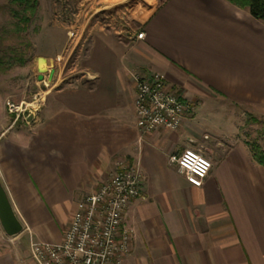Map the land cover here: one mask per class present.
I'll use <instances>...</instances> for the list:
<instances>
[{
	"label": "crops",
	"instance_id": "0c3cea01",
	"mask_svg": "<svg viewBox=\"0 0 264 264\" xmlns=\"http://www.w3.org/2000/svg\"><path fill=\"white\" fill-rule=\"evenodd\" d=\"M150 1L145 37L93 35L82 75L50 90L31 126L12 120L0 80V180L24 227L9 236L0 221V264H36L31 238L60 242L120 161L144 172L124 264H264V165L234 127L202 122L235 117L234 105L264 117V22L230 0ZM154 71L192 108L179 129L143 134L136 74ZM193 147L213 163L201 187L170 160Z\"/></svg>",
	"mask_w": 264,
	"mask_h": 264
},
{
	"label": "rangeland",
	"instance_id": "374dc122",
	"mask_svg": "<svg viewBox=\"0 0 264 264\" xmlns=\"http://www.w3.org/2000/svg\"><path fill=\"white\" fill-rule=\"evenodd\" d=\"M151 10L150 0H38L30 21L24 22L22 8L14 0H0V80L10 93L8 99L22 108L29 103L38 109L50 90L82 75V59L93 35L109 30L137 35ZM39 57L45 58L42 72ZM234 109L235 117L215 115L202 122L224 130L234 127L236 139L263 146L264 117L255 120L244 107ZM18 121L26 125L22 115ZM193 148L208 155L202 147Z\"/></svg>",
	"mask_w": 264,
	"mask_h": 264
},
{
	"label": "built area",
	"instance_id": "2783aa9c",
	"mask_svg": "<svg viewBox=\"0 0 264 264\" xmlns=\"http://www.w3.org/2000/svg\"><path fill=\"white\" fill-rule=\"evenodd\" d=\"M136 37L143 39L145 32ZM134 111L141 133L159 128L177 130L192 105L167 80L165 73L136 74ZM38 107L40 106L38 102ZM15 104L6 100L15 122L25 117L26 125L34 123L37 109L29 103ZM32 108V109H30ZM31 117V118H30ZM192 185L201 187L212 168L211 158L200 149L185 148L180 155L170 157ZM144 172L139 162L120 161L109 178L95 191L77 203L70 225L60 242L31 238L29 255L36 264H124L131 252L134 232L126 224L130 203L143 196Z\"/></svg>",
	"mask_w": 264,
	"mask_h": 264
},
{
	"label": "trees",
	"instance_id": "16d2710c",
	"mask_svg": "<svg viewBox=\"0 0 264 264\" xmlns=\"http://www.w3.org/2000/svg\"><path fill=\"white\" fill-rule=\"evenodd\" d=\"M232 3L240 7H249L251 14L264 22V0H230ZM23 11L24 22H29L31 15H33L37 9L38 0H14ZM264 128V125H262ZM262 138L264 140V129H262ZM253 157L256 161L264 165V144L261 146L257 142L248 143Z\"/></svg>",
	"mask_w": 264,
	"mask_h": 264
},
{
	"label": "water",
	"instance_id": "95a60500",
	"mask_svg": "<svg viewBox=\"0 0 264 264\" xmlns=\"http://www.w3.org/2000/svg\"><path fill=\"white\" fill-rule=\"evenodd\" d=\"M45 58L39 57L38 70L44 71ZM39 79H43V75H39ZM0 221L1 224L9 236H15L20 234L24 227L18 216L16 215L13 205L6 188L0 180Z\"/></svg>",
	"mask_w": 264,
	"mask_h": 264
}]
</instances>
